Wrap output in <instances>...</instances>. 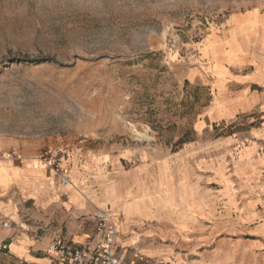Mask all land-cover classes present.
Masks as SVG:
<instances>
[{
	"label": "rangeland",
	"instance_id": "374dc122",
	"mask_svg": "<svg viewBox=\"0 0 264 264\" xmlns=\"http://www.w3.org/2000/svg\"><path fill=\"white\" fill-rule=\"evenodd\" d=\"M262 15L264 0H0V154L70 143L112 150L127 170L198 153L217 188V167L230 174L264 121L209 114L217 93L241 90L243 33ZM242 211L232 240L264 217L259 205L244 225ZM244 258L264 264V246ZM0 264L31 263L0 252Z\"/></svg>",
	"mask_w": 264,
	"mask_h": 264
},
{
	"label": "crops",
	"instance_id": "0c3cea01",
	"mask_svg": "<svg viewBox=\"0 0 264 264\" xmlns=\"http://www.w3.org/2000/svg\"><path fill=\"white\" fill-rule=\"evenodd\" d=\"M246 27L236 64L244 70L241 90L222 100L217 93L209 109L215 120L264 117V15ZM250 137L230 174L222 163L217 167V188L204 184L213 173L198 153H175L158 165L144 160L126 170L112 150L74 147L60 175L25 150L19 161H0V217L13 225L0 239L9 255L49 264L45 249L52 240H90L92 204L113 216L121 260L134 261L137 247L145 264H252L244 257L264 246V217L250 228L252 239H230L233 209L243 210L244 225L260 219L259 205L264 209V121Z\"/></svg>",
	"mask_w": 264,
	"mask_h": 264
},
{
	"label": "built area",
	"instance_id": "2783aa9c",
	"mask_svg": "<svg viewBox=\"0 0 264 264\" xmlns=\"http://www.w3.org/2000/svg\"><path fill=\"white\" fill-rule=\"evenodd\" d=\"M72 149L70 143H63L57 147L47 146L40 155L46 167L60 175L63 174L62 164L69 156ZM1 158H9L19 161L21 156L17 151L11 150L0 154ZM65 183V179L63 178ZM95 225L93 235L90 240L82 245H76L63 239H54L45 249V253L51 258L49 264H145L139 255L137 247H133L135 252L134 261H124L115 252L118 230L113 216L90 204ZM4 230H12L13 225L4 220L1 222ZM8 251L6 242L0 243V252Z\"/></svg>",
	"mask_w": 264,
	"mask_h": 264
},
{
	"label": "bare ground",
	"instance_id": "6f19581e",
	"mask_svg": "<svg viewBox=\"0 0 264 264\" xmlns=\"http://www.w3.org/2000/svg\"><path fill=\"white\" fill-rule=\"evenodd\" d=\"M37 160L40 161L44 166H46V164H45L43 161H41V160H39V159H37ZM0 161H13V160H11V159H9V158H1ZM55 173H56V172H55Z\"/></svg>",
	"mask_w": 264,
	"mask_h": 264
}]
</instances>
